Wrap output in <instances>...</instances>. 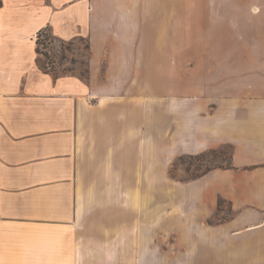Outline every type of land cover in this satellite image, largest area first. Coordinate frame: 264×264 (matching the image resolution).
Listing matches in <instances>:
<instances>
[{
    "label": "crops",
    "instance_id": "crops-1",
    "mask_svg": "<svg viewBox=\"0 0 264 264\" xmlns=\"http://www.w3.org/2000/svg\"><path fill=\"white\" fill-rule=\"evenodd\" d=\"M44 29L87 79L40 67ZM0 264H264V0H0Z\"/></svg>",
    "mask_w": 264,
    "mask_h": 264
},
{
    "label": "rangeland",
    "instance_id": "rangeland-1",
    "mask_svg": "<svg viewBox=\"0 0 264 264\" xmlns=\"http://www.w3.org/2000/svg\"><path fill=\"white\" fill-rule=\"evenodd\" d=\"M161 9V7L156 8L158 20L162 14ZM166 19L168 25H171L170 28L168 27V34L179 38V9L170 7L169 11L166 12ZM148 34L146 33V35ZM41 50L49 55L48 58L45 56L40 58L41 65L47 71L54 72L56 75L71 73L79 75L82 79L88 78L89 51L86 40L79 39L70 43L49 40L45 43V47L41 46ZM231 152L229 147L224 146L197 156L178 157L170 168V175L176 180L188 181L193 180L206 171L225 168L230 163ZM222 205L225 213L218 215L216 220L227 217L230 214L227 204L222 203Z\"/></svg>",
    "mask_w": 264,
    "mask_h": 264
},
{
    "label": "trees",
    "instance_id": "trees-1",
    "mask_svg": "<svg viewBox=\"0 0 264 264\" xmlns=\"http://www.w3.org/2000/svg\"><path fill=\"white\" fill-rule=\"evenodd\" d=\"M42 38H44V39H42ZM49 40L50 41H54V40H57V39H55L53 37V35L49 32L48 29L41 30L38 33L37 40H36V43H37V49L36 50H37V53L40 56V58L42 56H45L46 58L49 57V55L47 53H43L42 50H41V46L43 45L45 47V43L47 41H49ZM40 58L38 59V64L40 65V67L43 70L47 71V69L44 66L41 65V59ZM230 167H231V164L229 163V165L227 167H225V168H230ZM209 171H211V170H209ZM209 171L204 172L203 174L199 175L198 177H196L194 179L201 178L202 176L206 175ZM222 203H224V201L222 199H220V201H219V206L220 207H221Z\"/></svg>",
    "mask_w": 264,
    "mask_h": 264
},
{
    "label": "bare ground",
    "instance_id": "bare-ground-1",
    "mask_svg": "<svg viewBox=\"0 0 264 264\" xmlns=\"http://www.w3.org/2000/svg\"><path fill=\"white\" fill-rule=\"evenodd\" d=\"M46 52V51H45Z\"/></svg>",
    "mask_w": 264,
    "mask_h": 264
}]
</instances>
